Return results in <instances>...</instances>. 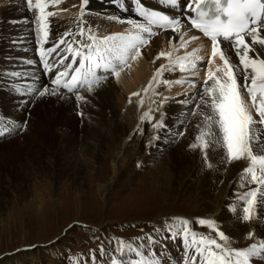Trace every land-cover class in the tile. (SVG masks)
<instances>
[{"label": "snow or ice", "instance_id": "obj_1", "mask_svg": "<svg viewBox=\"0 0 264 264\" xmlns=\"http://www.w3.org/2000/svg\"><path fill=\"white\" fill-rule=\"evenodd\" d=\"M29 11L35 10L36 26V54L45 74L49 75L50 85H38L35 73L11 71L7 73L13 79L21 76H30L32 83L20 85L13 84L12 91L21 98L27 96L33 100L49 96L64 97L65 93L75 96L77 101L84 97L81 90L91 94L95 89L107 82L109 77L119 78L121 73L130 66V62L137 61L141 57V49L149 44L161 30H170L173 34L180 33L179 45L169 41L168 50L160 51L155 59L166 58L167 63L160 64L155 69L148 85L143 89L145 94L151 90L149 97L151 104L156 107L144 111L139 120L141 122H152L154 111H161V118L151 123V127L158 131H166V113L162 111L163 105L170 99L158 90V86L171 88L173 85H184L187 83L190 89L196 90L194 80L164 78L165 72H175L177 68L180 73H187L191 77H197L201 69V61L204 57L198 55L200 49L193 48L182 56L176 55L177 48H187L189 40L195 41L196 36L185 39L181 33L182 17L179 14H166L164 11H156L145 7L142 0H132L135 5L136 15L143 19V23L128 19V29L122 33L98 36L90 28L87 29L86 40H81L78 47L73 43H67L63 38L59 43L66 45L61 51L56 42L51 47H41L49 38V17L55 13L46 11L49 4H59L60 0H25ZM121 10L125 9L123 0H111ZM161 4L172 9H179L181 0H160ZM90 0H79V29L78 36H85L86 24L85 13ZM195 4V7L192 5ZM187 9L195 13L194 17L186 18L191 28L198 29L211 44L210 55L207 64L212 66L205 73V83L202 91L196 90L189 96L178 101L183 108L189 104L196 107L190 109L193 115L202 117L199 133L195 141L189 145L191 148L199 146L202 152L213 146H222L224 156L228 162L240 161L244 158L248 166L243 168L241 180L250 176V183L257 185L256 189L249 190L238 199L244 201L242 222H251L258 218L257 206L264 203V155L254 154L253 145L264 134V0H226L221 5V0H188ZM215 10L218 14L214 19L206 18L209 11ZM220 13L225 19L220 18ZM109 20H119L115 15H109ZM65 31L63 36H69ZM228 45L235 51L239 65H233L223 46ZM259 46V47H257ZM69 55L66 57L64 53ZM218 57L221 64L214 65V58ZM52 58V59H49ZM71 59L73 63H68ZM24 63L32 65L33 60L28 59ZM78 65V66H74ZM71 70V71H70ZM221 73L222 76H218ZM243 83H240V78ZM210 82V83H209ZM246 90L248 100L255 108V114L259 117L260 129L255 127L254 120L248 102L241 94ZM63 90V91H61ZM138 96V93H132ZM199 96L197 101L196 97ZM143 104V98L139 101ZM201 105L203 106L201 108ZM27 119L15 120L0 117V138L5 135H15L27 129ZM138 124L136 131H140ZM183 132L174 133L183 136ZM153 140L158 136H153ZM207 167H212L207 154L204 157ZM139 166V165H138ZM243 186V185H241ZM235 211V208L231 209ZM195 225L206 226L219 238L203 235L193 230ZM73 225H69V228ZM144 232V229H141ZM163 232L166 238L179 239L183 243L184 264H253L260 261L264 264V238L259 243H251L247 247L233 248L230 246L229 235L218 225L217 221L208 218H197L191 222L189 218L172 216L164 219L159 227L153 226L152 233H144L138 241H126L113 238L115 247L105 249L101 244L99 251L105 258L102 264H172V261L163 256L161 252L154 249L160 242L159 234ZM253 230L247 232V236L253 237ZM54 243V241L52 242ZM111 245V240L109 241ZM32 247H36L33 245ZM111 252L109 256L108 253ZM75 264V262H73ZM180 264V261H176Z\"/></svg>", "mask_w": 264, "mask_h": 264}, {"label": "bare ground", "instance_id": "obj_2", "mask_svg": "<svg viewBox=\"0 0 264 264\" xmlns=\"http://www.w3.org/2000/svg\"><path fill=\"white\" fill-rule=\"evenodd\" d=\"M34 2L35 0H33ZM123 2L125 9L121 10L117 5L112 4L111 0H90L85 13V36H78L79 29L77 25L79 21L77 20V16L79 14V0H60L59 4H49L46 11H52L55 15L49 17V38L41 47H51L55 41L62 51L66 45L59 43L61 38L67 43H73L74 47H78L81 40H86L87 29L89 28L96 35L104 36L125 32L129 27L127 24L128 19L143 23V19L138 17L134 11L135 5L132 3V0H123ZM142 2L145 7L155 8L156 10L164 11L166 14H179L182 17L181 33L185 34V39H189L191 36L197 37L195 41L189 40L187 48L178 47L176 50L177 56H182L185 52L192 51L193 48H199L198 55L204 58L210 55L211 44L206 42L196 31L192 30L191 25L187 23V17H183V13L176 12V10H165L160 0H142ZM182 6L186 7V0H181L180 8ZM109 15H115L120 19L116 21L109 20ZM34 20L35 10L29 11L25 0H0V117L22 121L26 118V113H28L26 118L28 121L27 129L20 135L22 140L20 143H17L16 149L24 148L27 152L25 157L27 160H25L29 167H34L40 163L36 146L43 136L50 135L49 133L52 130L48 125L49 122L52 121L53 125L60 129H64L68 125V123L67 125L65 123L66 120L70 121V125H74V123L78 124L76 118L66 116V110L72 105L79 106L83 110H90L85 106H89L93 98L91 94L82 89L81 95L84 97L83 100H86V103L77 101L74 95L65 93L63 98L58 95H46L43 98H37L43 99L42 103L40 106H32V98L27 96L21 98L12 91L14 83L20 85L32 83L30 76H21L13 79L10 75H7V73L13 70L23 72L22 60L28 59L33 60V64L38 62L37 67H27V73H35L38 78L39 83L37 86L50 85L49 75L45 74L42 65L39 63V56L36 54L37 25L33 22ZM154 30L157 34L150 38L148 45L142 47L141 57L137 61L130 62V66L121 73L118 79L109 77L105 84L99 87V89L97 88L100 91L97 97L104 98L107 103L108 115L102 109H97L94 111L96 112L95 114L92 113L93 115H90V113L84 115V119L93 121V125L88 127L89 134L85 136L89 140L100 138L99 136L102 132L107 129L105 128L107 122L110 125H115L117 120L124 122V125L121 127L118 125V127L126 129V132L116 154L113 156L114 162H117L120 156L127 151L126 148L134 136L136 126L147 123L139 120L140 115L144 111L156 107L151 104L149 99L151 90L148 94L143 92V89L148 85V81L152 78L155 69L160 64L167 63L166 58L155 59V57L160 51L169 49L170 40L176 45L180 43V33L173 34L170 30L167 32ZM65 31L69 32L70 35L63 36ZM223 50L233 65L238 66L239 60L235 55V51L228 45H224ZM68 55V53H64V56L67 57ZM205 59L207 60V58ZM67 62L73 63L71 59H68ZM220 64L219 58H214V65L219 66ZM211 67L207 62L201 61V69L197 77H191L187 73H180L177 68L175 72H165L164 78L170 80L181 78L186 81L194 80L197 85L196 90L202 91V85L205 83V73ZM217 75L222 76L221 73H217ZM240 83H243L242 76ZM158 90L170 98L163 105L162 111L166 113L165 122L168 126H171V129L169 131H156L154 135L158 136V139L153 140L150 156H146L144 162L146 163L149 159L154 158L156 149L164 147L165 151L170 152H168L167 156L169 159L167 158L166 171L169 169V174L172 176V172L176 170L178 175L184 178L183 187H185V190H189L191 193L198 191L206 195L201 196L200 200L205 198L211 200L213 198V204L209 208L210 210L214 209L218 211L219 219L226 223L228 233L236 247L243 248L249 246L251 243H259L262 236H264V203L257 206V219L251 222H242L241 220L244 201L238 199V197L249 190L257 188L256 184L249 182L250 176H245L244 180H241L243 168L248 166L247 159L244 158L233 162H228L226 159L222 161L221 158L224 156L222 146L210 147L205 152H202L199 146L197 148L189 147L193 143H198L195 141V136L199 133L202 117L193 115L190 111V109L196 107L195 104H189L187 108H183L178 101L185 98L184 94L186 92L191 96L192 92L196 90L190 89L187 83L184 85H173L171 88L158 86ZM132 93H138L139 95L133 96ZM241 94L243 99L248 102L254 120L257 121L255 127L260 129L261 125L258 123L259 117L256 116L255 108L252 107L251 101L248 100L246 90L242 89ZM141 98H143V104L139 103ZM196 99L198 101L199 96ZM95 104L98 105L99 103ZM56 105L58 106L56 107ZM152 116V122L159 120L161 118V111H154ZM179 132H183V136H173L174 133ZM19 144L21 145L20 147ZM171 149H173V152ZM253 151L254 154L264 155V134H261L259 141L253 145ZM2 154L1 152V159L4 158ZM205 154L208 156L209 163L212 164L210 168L204 163ZM133 155L136 156L138 153L135 152ZM159 168L163 169L162 165L157 167L156 170H160ZM76 175H79L78 171ZM24 181L26 180L24 179ZM205 181H208L207 184L209 185V189L207 188L206 191L204 190L206 187ZM200 183H203L202 187ZM24 185H22L21 191L24 194L31 193L28 186ZM170 186L172 187V185ZM103 187H99L102 195L106 192V189ZM232 208H235V211H232ZM261 220L263 222L259 226L258 222ZM249 230H253L254 234L261 235L260 239L259 237L247 236ZM159 236L160 242L154 251L161 252V249H163L161 254L168 257L172 261V264H176V261L184 264L182 260V241L166 238L163 232ZM69 244L68 239L57 240L55 246L47 250L46 256L42 258V261H47L49 264H73V262L75 264H102V261L105 260L101 253L95 254V256L85 254V256L80 258L69 259L67 257ZM108 255L110 256L111 252ZM29 262L30 253H26L19 255L14 260L12 259L10 263L28 264ZM108 263L110 264V260ZM195 264H199V261H196ZM253 264H261V262L254 260Z\"/></svg>", "mask_w": 264, "mask_h": 264}, {"label": "rangeland", "instance_id": "obj_3", "mask_svg": "<svg viewBox=\"0 0 264 264\" xmlns=\"http://www.w3.org/2000/svg\"><path fill=\"white\" fill-rule=\"evenodd\" d=\"M25 61L22 60L23 72H28L29 66L37 67L38 62L27 65ZM98 89L91 93V104L85 106L90 110L74 105L66 110V116L76 118L78 124L70 125L66 120L68 125L60 129L49 122L50 135L43 136L36 146L39 165L29 167L25 158L27 152L24 148L16 149L22 132L0 138V153L4 155L0 158V264H11L12 259L26 253H30L28 264H49L42 258L63 238L70 243L69 259L85 254L95 256L100 254L101 244L109 249L115 247L113 238L138 241L144 233H152L153 226L159 227L165 218L172 216L189 218L193 223L197 218L214 219L229 235L218 211L209 208L213 198L200 200L205 194L185 190L184 178L176 170L172 176L169 169L166 171L169 151L160 147L153 159L144 162V158L150 156L152 137L157 131L151 127L152 122L143 123L140 131L135 128L127 151L117 162L113 161V156L126 132L120 128L124 125L122 120H117L115 125L107 122L105 128L110 127L100 138L85 137L93 121L84 119V115L95 114L97 109H102L106 115L109 113L104 98L97 97ZM42 101L33 100L31 105L40 106ZM81 101L86 103V100ZM135 152L138 155L134 156ZM160 165L163 169L156 170ZM205 182L206 191L209 185ZM23 184L31 193L21 191ZM200 185L202 187L203 183ZM99 187L106 189L104 195ZM193 230L219 242L206 226L195 225ZM253 236L260 239L261 235ZM229 240L230 246L237 248L230 235Z\"/></svg>", "mask_w": 264, "mask_h": 264}]
</instances>
